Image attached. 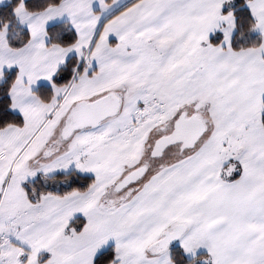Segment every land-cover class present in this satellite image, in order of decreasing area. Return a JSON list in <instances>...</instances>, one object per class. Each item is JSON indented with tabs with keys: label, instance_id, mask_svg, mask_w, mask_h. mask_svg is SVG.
Segmentation results:
<instances>
[{
	"label": "snow or ice",
	"instance_id": "1",
	"mask_svg": "<svg viewBox=\"0 0 264 264\" xmlns=\"http://www.w3.org/2000/svg\"><path fill=\"white\" fill-rule=\"evenodd\" d=\"M0 264H264V0H0Z\"/></svg>",
	"mask_w": 264,
	"mask_h": 264
}]
</instances>
